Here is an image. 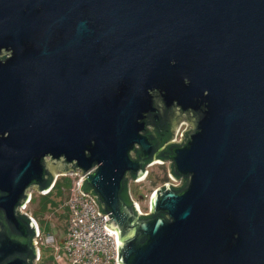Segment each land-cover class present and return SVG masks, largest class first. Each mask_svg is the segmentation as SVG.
<instances>
[{
  "label": "water",
  "instance_id": "1",
  "mask_svg": "<svg viewBox=\"0 0 264 264\" xmlns=\"http://www.w3.org/2000/svg\"><path fill=\"white\" fill-rule=\"evenodd\" d=\"M157 155L182 182L143 217ZM69 171L119 264H264V0H0V264L38 257L20 208Z\"/></svg>",
  "mask_w": 264,
  "mask_h": 264
},
{
  "label": "built area",
  "instance_id": "2",
  "mask_svg": "<svg viewBox=\"0 0 264 264\" xmlns=\"http://www.w3.org/2000/svg\"><path fill=\"white\" fill-rule=\"evenodd\" d=\"M184 130L185 129H182V126L177 129L175 133V139L177 142H181ZM63 175H70L75 179L69 189L65 201L66 208H68L69 211V221L62 246L66 251L70 262L72 264H119L117 261V234L115 231H112L105 226L106 222L109 221L111 217L109 216V213L102 216L99 213V205L94 201L92 196L81 192L80 187L86 175L81 174L80 171L77 173H74L73 171L57 173L53 184L47 191L40 192L35 189L32 190L27 201L23 207L20 208L21 213H26L30 216L37 227L38 234L34 237V241L36 242L35 246L37 248L38 257L34 261L35 264L36 260H40L42 257L39 244L40 240H43V234L36 218L32 215L31 211H28V208L32 203L35 192L41 193L42 195L49 194L55 188L59 177ZM171 180V182L167 183L179 185L182 182V179L177 180L172 175ZM134 202L136 201L134 200ZM136 203L142 214L151 213V203L149 206L150 211H145L138 202ZM55 241V236L51 235L46 238L45 243H53ZM61 256V254L58 255V257Z\"/></svg>",
  "mask_w": 264,
  "mask_h": 264
},
{
  "label": "rangeland",
  "instance_id": "3",
  "mask_svg": "<svg viewBox=\"0 0 264 264\" xmlns=\"http://www.w3.org/2000/svg\"><path fill=\"white\" fill-rule=\"evenodd\" d=\"M189 122L183 119L178 128L186 129ZM191 128L192 125H189ZM170 161L154 160L147 166L146 174L139 180L130 181L132 199L140 204L142 209L150 211L149 206L153 194L158 188L171 182L169 170ZM74 177L63 175L59 177V187L52 190L50 194L42 195L35 192L28 211L37 219L43 240H40L42 257L36 260V264H72L64 250L63 241L69 221V211L65 201ZM54 235L56 241L45 243L47 237ZM61 254V257L58 255Z\"/></svg>",
  "mask_w": 264,
  "mask_h": 264
},
{
  "label": "trees",
  "instance_id": "4",
  "mask_svg": "<svg viewBox=\"0 0 264 264\" xmlns=\"http://www.w3.org/2000/svg\"><path fill=\"white\" fill-rule=\"evenodd\" d=\"M173 135H174V126L173 125H170V132L167 134V136L164 138V141H163V145L165 144V143H169L170 141H171V139H172V137H173ZM170 144V143H169ZM155 159H160V160H162V161H169L168 159H166V158H162V157H160V155H157V156H155L154 157V159H153V161L155 160ZM152 161V162H153ZM151 162L150 161H147L146 162V164H145V170H147V166L150 164ZM172 163L170 164V172L171 173H173L172 172ZM53 178H54V175H50V177H49V182L51 183L52 181H53ZM183 184H185V183H183ZM60 185H59V180H58V182H57V184H56V186H55V188L54 189H56V188H58ZM166 186H163L161 189H164ZM85 188L86 189H90L89 187H87L86 186V184H85ZM53 189V190H54ZM52 192V191H51ZM50 192V193H51ZM49 193V194H50ZM124 195H125V199H126V201H127V203L129 204V205H134V200L132 199V196H131V191H130V182L128 181L127 182V185H126V189H125V192H124ZM138 212V211H137ZM151 215V213L150 214H148V215H141V216H143V217H148V216H150ZM23 216L27 219V220H30V218L27 216V215H25V214H23ZM37 220V219H36ZM38 222V221H37ZM36 257H37V255H33L32 256V259H31V262H32V264H34V260L36 259Z\"/></svg>",
  "mask_w": 264,
  "mask_h": 264
},
{
  "label": "flooded vegetation",
  "instance_id": "5",
  "mask_svg": "<svg viewBox=\"0 0 264 264\" xmlns=\"http://www.w3.org/2000/svg\"><path fill=\"white\" fill-rule=\"evenodd\" d=\"M170 145L168 142L163 145V148H167Z\"/></svg>",
  "mask_w": 264,
  "mask_h": 264
}]
</instances>
